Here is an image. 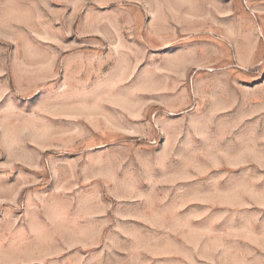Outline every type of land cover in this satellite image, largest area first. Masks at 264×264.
I'll use <instances>...</instances> for the list:
<instances>
[{"label": "rangeland", "instance_id": "374dc122", "mask_svg": "<svg viewBox=\"0 0 264 264\" xmlns=\"http://www.w3.org/2000/svg\"><path fill=\"white\" fill-rule=\"evenodd\" d=\"M0 264H264V0H0Z\"/></svg>", "mask_w": 264, "mask_h": 264}]
</instances>
